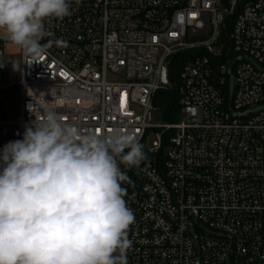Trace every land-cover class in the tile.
<instances>
[{
    "label": "built area",
    "instance_id": "built-area-1",
    "mask_svg": "<svg viewBox=\"0 0 264 264\" xmlns=\"http://www.w3.org/2000/svg\"><path fill=\"white\" fill-rule=\"evenodd\" d=\"M222 5L73 2L71 16L46 23L51 36L41 43H52L40 62L26 63L19 49L16 67L0 37V92L19 93L17 117L0 109V150L23 139L36 119L29 106L38 118L52 110L84 131H130L143 145L146 159L124 188L134 213L127 264H264V0H238L226 12ZM237 8L222 43L226 18ZM185 52L183 117L156 122L154 98L171 87L173 55Z\"/></svg>",
    "mask_w": 264,
    "mask_h": 264
},
{
    "label": "clouds",
    "instance_id": "clouds-1",
    "mask_svg": "<svg viewBox=\"0 0 264 264\" xmlns=\"http://www.w3.org/2000/svg\"><path fill=\"white\" fill-rule=\"evenodd\" d=\"M73 2L0 0V37L40 62L52 43H41L46 23L71 16ZM29 111L23 139L0 150V264H127L134 213L120 165L139 167L143 145L130 131H84L55 111Z\"/></svg>",
    "mask_w": 264,
    "mask_h": 264
},
{
    "label": "trees",
    "instance_id": "trees-1",
    "mask_svg": "<svg viewBox=\"0 0 264 264\" xmlns=\"http://www.w3.org/2000/svg\"><path fill=\"white\" fill-rule=\"evenodd\" d=\"M224 3L225 5H228L229 0H224ZM238 12H239V8H237L236 12L233 15L227 16L224 34L221 38L222 43L225 44L228 43L229 40L227 39L226 35L230 33ZM190 56H191V52H185V53H179L173 55L168 65L171 87L159 91L154 98V104L163 102V109L165 110V121L173 119L175 113L180 109L177 74L180 73L182 66L186 63V61L189 59ZM167 142H168V134H166L164 137V145H166ZM136 169L137 168L125 169L124 165H122V170L126 171L129 177V181L127 183H124L122 187L125 188L131 184Z\"/></svg>",
    "mask_w": 264,
    "mask_h": 264
},
{
    "label": "rangeland",
    "instance_id": "rangeland-1",
    "mask_svg": "<svg viewBox=\"0 0 264 264\" xmlns=\"http://www.w3.org/2000/svg\"><path fill=\"white\" fill-rule=\"evenodd\" d=\"M3 51L5 54V57L8 61V65H11V67H16L20 58L19 54V48L16 46H13L11 44L3 43ZM2 79L5 80L6 78V72L2 71L1 73ZM108 79L110 81H117L119 80V77L109 73ZM177 83H179V74H177ZM234 86H235V78L233 75L230 76L229 79V95L230 97L233 95L234 92ZM156 106V109L153 111V120L156 122H163L165 121V110L163 109V102L154 104ZM0 109L3 113H5L8 117H17L18 109H19V93L16 89L8 90V93L5 97H3L0 100ZM259 107H253V111H257ZM182 113L179 109L176 113L173 119L167 120L170 123H177L181 121L182 119ZM155 137H151L148 142V147L152 146V143L154 141ZM167 149V146L165 147ZM195 232V230H194Z\"/></svg>",
    "mask_w": 264,
    "mask_h": 264
},
{
    "label": "water",
    "instance_id": "water-1",
    "mask_svg": "<svg viewBox=\"0 0 264 264\" xmlns=\"http://www.w3.org/2000/svg\"><path fill=\"white\" fill-rule=\"evenodd\" d=\"M237 2H238V0H229V3H228V4H229V6H230L231 8H234V7L236 6ZM221 10L224 11V12H226V11H227L226 6H225V5H222ZM219 51H220V50H217L216 52H219ZM163 82H164V83H167V78H166V71H165V69H164V71H163ZM8 90L10 91L11 89L8 88V89H5V90H3V91L0 92V100H1L3 97L6 96V94L8 93Z\"/></svg>",
    "mask_w": 264,
    "mask_h": 264
},
{
    "label": "snow or ice",
    "instance_id": "snow-or-ice-1",
    "mask_svg": "<svg viewBox=\"0 0 264 264\" xmlns=\"http://www.w3.org/2000/svg\"><path fill=\"white\" fill-rule=\"evenodd\" d=\"M97 131H99V129H97Z\"/></svg>",
    "mask_w": 264,
    "mask_h": 264
}]
</instances>
